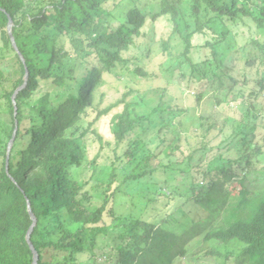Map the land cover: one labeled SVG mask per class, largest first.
I'll list each match as a JSON object with an SVG mask.
<instances>
[{
    "label": "trees",
    "instance_id": "1",
    "mask_svg": "<svg viewBox=\"0 0 264 264\" xmlns=\"http://www.w3.org/2000/svg\"><path fill=\"white\" fill-rule=\"evenodd\" d=\"M35 1L37 5L28 6L27 0H0L1 41L8 57L11 55L16 60L18 72V76L11 77L0 69V101L9 104L8 111L0 113L4 115L0 122V264L34 262V252L27 239L33 224L29 203L37 218L31 242L39 254L38 264H78L79 256L95 253L100 237L105 236H110L106 247L113 253L104 261L95 260L94 264H174L188 254L186 246L201 235L205 244H241V252L229 256L235 257V264H264V194L258 196L249 185L251 160L244 161L241 173L234 171L245 155L236 160L219 155L202 169L201 180H194L191 188L185 187L184 194L172 198L171 194H161L168 184L163 186L155 176L163 169L194 179L195 156L183 157L173 162L171 168L160 162L138 176H128L125 181L114 170L108 188L121 184L111 194L109 190L105 193L102 205L96 210H90L80 201L82 186L68 175V170L78 167L81 161L87 130L78 134L84 117L93 118L88 126L102 140L94 126L110 110L100 106L104 95L98 89L104 72L114 73L121 66L145 79L149 76L140 65L133 68L138 60L158 55L155 47L159 42L163 53H170L174 41L183 49L164 70L170 74L168 78L177 82L189 74L192 83H204L209 80V70L204 65L210 68L212 63L210 59L197 61L195 50L207 49L220 67L223 55L228 57L224 46L233 36L239 43L240 25L248 24L245 19L252 20L264 32V5L260 6V0ZM251 4L255 10L247 7ZM10 19L25 63L13 47L8 31ZM162 20L170 31L167 39L159 38L154 28ZM259 45L264 56V44ZM246 46H229L226 50L232 56L236 55L234 50L244 52ZM4 54L0 59H8ZM72 57L77 58L75 64L69 63ZM238 60L249 64L247 58ZM79 69L82 73L77 75ZM27 70L30 79L17 96L16 115L13 96L25 85ZM259 83L264 90V79ZM206 85L197 94L199 100ZM43 87L46 91H42ZM33 95L40 97L30 114L28 104L32 101L27 99ZM97 99L102 102L96 103ZM134 105L126 97L119 101L121 109L113 128L117 146L132 140L127 149L129 165L138 163L136 155L143 146L136 135L137 129L145 122L172 126L181 114L161 104L149 115H134ZM17 126L7 167L8 146ZM240 134L229 147L235 146L242 153L254 136ZM256 151L261 152L259 148ZM130 181L158 187L150 190L147 197L133 202L130 216H119L114 212L115 206L120 200L127 201L124 196L127 188L122 184ZM162 197L185 199L173 211L168 210V203L164 212L152 217ZM110 203L112 223L107 226L103 216ZM209 255L221 257L215 252Z\"/></svg>",
    "mask_w": 264,
    "mask_h": 264
},
{
    "label": "rangeland",
    "instance_id": "2",
    "mask_svg": "<svg viewBox=\"0 0 264 264\" xmlns=\"http://www.w3.org/2000/svg\"><path fill=\"white\" fill-rule=\"evenodd\" d=\"M27 3L28 6L37 5L35 0H27ZM259 3L260 6L264 5L262 0ZM243 4L244 1H241V7ZM252 6L253 4L247 7L255 10ZM244 22L248 24L247 27L243 23L240 25V37L238 38L240 44L235 41L234 36L228 39L227 44L233 48L234 46L243 48L247 44L246 47L249 49L246 48L244 52L239 53L234 50L236 55L231 56L229 49L226 50L229 46L225 45L224 51L228 57L223 55L222 60H224L220 67L212 59L207 49L197 48L195 50L194 57L197 61L202 63L210 59L209 61L212 63L210 68L204 65L206 70H209V80L206 79L204 83H192L189 74L186 79H180L177 82L168 78L170 74L164 70L175 62L183 49L178 42L174 43V41L170 53L164 54L159 42L155 47V52L158 55L138 60L133 68L140 65L143 72L149 76L145 79L129 73V71L126 72L121 66L117 67L114 73L104 72L102 74V85L98 92L104 95L103 102L97 99L96 103L102 102L100 105L102 109L110 108L107 115L94 126L102 140H98L88 126L93 118L90 115L84 117L79 123L81 131L78 134L80 135L87 130L81 148V161L78 167L68 170L69 177L78 181L82 186L79 199L87 208L96 210L102 205L105 193L109 190L108 185L114 170L120 180L125 181L128 176H138L147 168L158 166L160 162L171 168L170 165L173 162L190 155L195 156L193 171L197 173L196 177L194 179L189 177L188 179L187 174H172L171 171L164 172L160 168L161 172L155 178L160 179L164 183L163 186L168 184L166 190L161 194H171L170 198L179 196L180 193L184 194V189L191 188L190 185L194 180L202 179V169L209 166L221 154L230 160H236L245 155L246 158L234 169L236 174L241 173L242 167H245V160H251L253 167L247 175L249 185L258 196L264 194V90L259 83L264 79V56L259 45L264 44V32H260L252 20L245 19ZM154 28L157 30L159 38L167 39L169 37L170 31L167 29L165 20L160 21ZM152 31L154 32L153 29ZM2 44L0 35V57L4 53L7 54ZM131 54L132 52L127 53L126 56ZM240 57L241 59L247 58L249 66L244 62H239ZM85 59L92 62L89 57H85ZM76 61L77 58L72 57L69 63L75 64ZM94 61L97 62V59ZM161 64L163 66H160ZM16 67V60L13 56L10 55L8 59H0V69L5 70L6 74L11 75V77L18 76ZM81 73L82 69H79L77 75ZM224 73H229L230 76L227 77ZM221 81L225 82V85L221 84ZM207 83L208 85L203 91V98L199 100L197 94L202 86ZM156 90L158 91L155 92ZM42 91H46L44 87ZM39 97L40 95H33L27 99L28 102L32 101L28 104L30 114H32L34 102ZM123 97H126L129 103L135 104L133 107L134 115H149L154 108L161 104L176 109V112H181L174 119L172 126H167V123L154 126L150 122H145L141 128L136 130V135L143 146L139 154L136 155L138 163L135 165L128 164L129 158L127 156L128 145L130 142L132 143V140L117 146V139L113 130L116 124V115L120 113L121 109L119 101ZM8 109V102L1 100L0 113L4 114ZM162 115L166 117L165 112ZM1 116L4 115H0V122L3 121ZM241 131V134L253 135L254 140L244 146V151L239 153L237 147L230 148L229 145L231 141L237 139L236 137ZM256 148H259L261 152H257ZM118 184L121 183L115 184L109 190V194L114 191ZM128 184L129 186H127ZM122 187L127 188V194L124 195L127 201H118L114 212L116 211L119 216L122 214L130 216L133 202L138 198L147 197L150 190H157L158 186H148L130 181L122 184ZM182 199L185 197H176L172 200L162 197L161 202L157 205V211L153 212L152 217L157 212H159L158 214L164 212L168 203H170L168 210L173 211L184 202ZM111 205L110 203L103 216V222L107 226L112 223L109 214ZM203 237L204 235H201L191 241L186 246L188 254L178 258L174 264H235V257L229 258V256L233 252H241V244H205ZM109 239L110 236L100 237L95 253L90 251L80 255L78 264H94L95 260L98 259L104 261L105 257L113 253L110 248L106 247ZM211 252L220 254L221 257L209 255Z\"/></svg>",
    "mask_w": 264,
    "mask_h": 264
},
{
    "label": "water",
    "instance_id": "3",
    "mask_svg": "<svg viewBox=\"0 0 264 264\" xmlns=\"http://www.w3.org/2000/svg\"><path fill=\"white\" fill-rule=\"evenodd\" d=\"M8 31H9V35H10V37H11V40H12V44H13L14 49H15V50L17 51V53L19 54L21 60L25 63V59H24L22 53L20 52V50H19V48H18V45H17V43H16V39H15L14 34H13V21H12V19H10V21H9V24H8ZM29 79H30V73H29V71L27 70L26 77H25V80H26L25 85H24L23 87H21V88L15 93V95L13 96V103H14V105H15V107H16V109H15V110H16V111H15V112H16V115H17V113H18L17 101H16L17 96H18V94H19L24 88H26V86L28 85V81H29ZM17 125H18V122H17ZM18 129H19V128H18V126H17V128H16V130H15V133H14V136H13V138H12V140L10 141L9 146H8L7 167L9 166V163H10V153H11L12 147H13V145H14V142H15V140H16V136H17V133H18ZM29 212H30V214H31V218H32L33 224H32V226H31V228H30V231H29V233H28V237H27V239H28V242H29V245H30L32 251L34 252V262H33V264H38V263H39V254H38V252L36 251V249H35L33 243L31 242L32 234H33V232H34V230H35V227H36V225H37V218H36V216H35V215L33 214V212H32V209H31V205H30V203H29Z\"/></svg>",
    "mask_w": 264,
    "mask_h": 264
}]
</instances>
